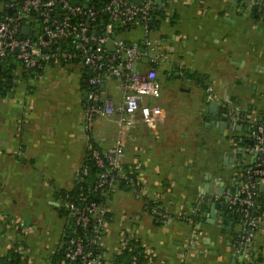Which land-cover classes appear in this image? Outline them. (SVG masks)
<instances>
[{
  "label": "crops",
  "instance_id": "0c3cea01",
  "mask_svg": "<svg viewBox=\"0 0 264 264\" xmlns=\"http://www.w3.org/2000/svg\"><path fill=\"white\" fill-rule=\"evenodd\" d=\"M255 2L174 0L169 20L153 31L167 56L158 65L161 95L145 97L143 103L161 107L163 121L153 129L138 112L134 126L123 131V163L138 166L144 194L117 186L107 195L111 223L105 240L110 248L132 224L137 237L157 252L156 264H180L184 252L190 264H233L240 220L229 213L225 227L221 220H212L209 199L236 193L232 176L239 177L243 170L237 166L250 165L253 156L249 145L240 143L248 134L222 129L218 120L213 126L206 120V108L213 95L221 115L227 111L239 124L249 113L264 115V15L253 12ZM142 36L143 30L127 38ZM5 71L6 86L0 85V255L11 247L9 231L2 227L11 217L28 230L33 264H48L54 262L63 235V192L74 187L89 143L108 150L119 136V126L113 116L105 115L95 119L90 134L85 131L88 86L80 63L47 64L38 70L18 65ZM185 72L205 77L213 91L186 78ZM102 89L114 104L121 102L123 91L116 78H108ZM242 148L248 150L245 156ZM201 198L207 208L199 223V242L187 250L192 226L178 218L158 221L145 206L156 202L177 215ZM257 210L262 215L264 206ZM253 250L264 264V217Z\"/></svg>",
  "mask_w": 264,
  "mask_h": 264
},
{
  "label": "built area",
  "instance_id": "2783aa9c",
  "mask_svg": "<svg viewBox=\"0 0 264 264\" xmlns=\"http://www.w3.org/2000/svg\"><path fill=\"white\" fill-rule=\"evenodd\" d=\"M172 1L162 0L159 4L157 0H0V63L14 55L26 69L38 70L47 64H82L88 86L85 131L90 134L95 119L105 115L113 116L119 126V136L108 150H101L93 141L89 143V152L98 168L96 179L82 183L90 170L86 165L81 168L76 181L81 191L63 200V235L54 252L57 260L48 264H122L118 257L129 248L131 239L140 241L142 249V259L134 256L131 264L157 262V252L137 237L132 224L120 231L113 248L107 245L105 237L111 219L108 202L103 198L117 186L130 189L136 195L144 194L141 181L135 177L138 166L125 167L123 163L122 136L125 129L134 126L138 112L153 129L163 121L162 108L143 100L161 95L158 65L166 58L167 51L161 40L152 37L151 24L161 19L155 15L160 7L165 8L162 21L169 20L168 7ZM137 28L143 30L140 40L125 37ZM108 78H116L120 83L123 98L119 104L103 95L102 87ZM207 90L212 92L213 88L210 86ZM240 120L250 121V138L254 144L249 150L257 153L249 172L253 181L245 183L236 193L226 191L215 196L238 214L241 229L233 251L238 264L250 259L256 231L264 217V213L254 215L255 202L251 199V188L264 182V124L250 113ZM256 177L261 180L256 181ZM203 202L201 198L188 212L177 215L156 202L145 206L158 221L178 218L192 226L184 245L187 250L198 245L199 221L195 216L202 212ZM6 227L10 248L21 253L24 264H33L31 249L27 245H15L18 237L27 236V228L19 219H11ZM180 264H190L185 252L181 254Z\"/></svg>",
  "mask_w": 264,
  "mask_h": 264
},
{
  "label": "trees",
  "instance_id": "16d2710c",
  "mask_svg": "<svg viewBox=\"0 0 264 264\" xmlns=\"http://www.w3.org/2000/svg\"><path fill=\"white\" fill-rule=\"evenodd\" d=\"M164 9L165 8L160 7L156 10L155 15L161 16V19H157V20H154L152 22V24H151L152 29L156 30V29H159L161 27V24L163 23L162 20L165 17V14H164L165 10ZM253 12H255L257 14V16L258 15H264V1L256 0L255 4L253 5ZM126 35H128V33ZM126 35H125V37L127 38ZM11 60H12V57L10 56V57L2 60V62L0 63V85H2V86L5 85L4 81H2V77L6 78V76H7V73H6L7 71H5V70H10V69L16 68L18 66L17 64H14L13 62H11ZM16 60L19 62V60L17 58H16ZM20 65H21V63H20ZM24 69H26V68H24ZM29 70H33V69H29ZM185 76H186V78L191 77V78L196 79V81L204 89L207 90L209 88V83L205 77L196 76L194 74L189 75L188 72H185ZM257 119H258L259 123L264 124V115L261 117H257ZM84 165L89 167L90 175L88 177H83L82 183H88V182L94 181L96 179V176L98 173V168L95 164L94 159L91 157L90 152H88V158H87ZM125 167H128V166L125 165ZM135 177L138 179V172L136 173ZM121 187H123V186H121ZM79 188H80V185L78 183H75L74 187L71 190H69L68 192H65V191L63 192V194H64L63 197H65V195L66 196L76 195L77 193H79L81 191V190H79ZM103 199L107 200V197H104ZM147 204L152 205V203H150V202ZM206 208H207V204L205 202H203L202 212L199 213L197 216H195V219H197L199 221V223L204 220L203 213L205 212ZM10 221H11V217H7L5 219V222L2 221L3 222L2 227H4L5 230H7L6 225ZM26 238L27 237L24 235L18 237L15 241V245L22 244V245L26 246L27 245ZM234 242H235V244H234L235 246L239 242L238 233H236ZM140 244H141L140 241H138L136 239H131L129 248L125 249L123 251V253L118 257V262H120L122 264H131V260L134 256H137L138 259L141 260L142 259V256H141L142 249H141ZM232 259H235L234 256L232 257ZM56 260H57V257L54 256L53 261L55 262ZM0 262L3 264H24L21 253L15 251V249H11V248L7 251V253L5 255L0 257ZM238 263L239 262H237V259H235V263H233V264H238ZM242 264H263V258L261 255L256 254V251L253 250L251 252L250 259L242 262Z\"/></svg>",
  "mask_w": 264,
  "mask_h": 264
},
{
  "label": "water",
  "instance_id": "95a60500",
  "mask_svg": "<svg viewBox=\"0 0 264 264\" xmlns=\"http://www.w3.org/2000/svg\"><path fill=\"white\" fill-rule=\"evenodd\" d=\"M157 1L159 4L162 3V0H157ZM87 95H88V91L85 92V97H87ZM209 102L210 105L206 108V112L208 114L206 118L207 122H210L213 126H215L218 120V126H220L222 129L227 128L232 130L237 129L238 131L241 132L245 131L246 135L248 134V136L250 137V132H251V128L249 126L250 121H242V123L239 124V121H235L234 118H232L229 115V112L224 111L221 115V113L219 112L221 109L220 104L217 102V100L214 99L213 95L211 96V100H209ZM213 117H215L214 120ZM248 136L241 137L240 143L242 145L248 144L249 146H252L254 144L253 140ZM235 144L238 145V143ZM247 151H248L247 148H242L241 155L245 156L247 154ZM251 154L253 156L251 164L245 165L244 163H241L237 167H240V169L243 170V173L239 172L240 174L239 177H236V175L232 176L234 178V182L236 184L237 190H239L245 183H251L253 181V179L250 178L251 174H249V172H251L250 171L251 166L256 162L257 153L251 152ZM256 169H258V167H256ZM242 174L243 176H241ZM260 180H261L260 177H256V181H260ZM251 189L253 192L251 199L254 200L255 202L254 215L258 216L259 215V212L257 210L258 206H264V182H260L257 187H252ZM257 192L261 193L263 196L262 197L256 196L254 193ZM209 201L211 202L210 215L212 220H216V219L221 220L223 222V226L225 227L228 225V221L225 218L227 213H229V217L239 219L238 214L235 211L230 212V208L225 201L216 202L215 197L209 199ZM251 249H253V246L251 247ZM233 263H235V259H233Z\"/></svg>",
  "mask_w": 264,
  "mask_h": 264
},
{
  "label": "rangeland",
  "instance_id": "374dc122",
  "mask_svg": "<svg viewBox=\"0 0 264 264\" xmlns=\"http://www.w3.org/2000/svg\"><path fill=\"white\" fill-rule=\"evenodd\" d=\"M141 31H142V29L141 28H138L134 32H132L131 34H128L126 36L129 37V38H134V37L138 36L141 33ZM11 57H12L11 62H13L14 64H17V65L21 66L20 63L16 60V57L14 55H12Z\"/></svg>",
  "mask_w": 264,
  "mask_h": 264
}]
</instances>
